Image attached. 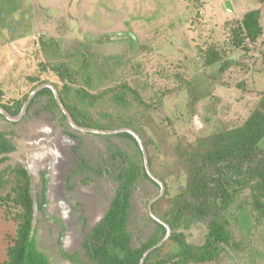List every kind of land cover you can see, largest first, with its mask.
I'll list each match as a JSON object with an SVG mask.
<instances>
[{
	"label": "rangeland",
	"instance_id": "1",
	"mask_svg": "<svg viewBox=\"0 0 264 264\" xmlns=\"http://www.w3.org/2000/svg\"><path fill=\"white\" fill-rule=\"evenodd\" d=\"M251 9L261 14V34L234 43ZM43 83L61 91L90 126L138 134L149 170L164 186L153 213L201 246L206 224L185 204L203 200L191 188L212 136L261 109L264 0H0V105H21ZM63 115L50 94L37 96L18 121L0 114V131L15 146L0 154V264H7V249L25 219L19 197L25 184L35 242L51 264H95L85 242L116 188L106 159L114 172L110 154L121 149L144 166L132 140L75 130ZM259 147L264 151V138ZM246 165L228 157L204 166L209 189L219 186L220 167L235 193L221 219L226 238L218 255L166 260L179 250L168 238L147 264H264V213L238 182ZM159 193L143 176L133 187L127 222L133 248L160 236L148 210Z\"/></svg>",
	"mask_w": 264,
	"mask_h": 264
},
{
	"label": "trees",
	"instance_id": "2",
	"mask_svg": "<svg viewBox=\"0 0 264 264\" xmlns=\"http://www.w3.org/2000/svg\"><path fill=\"white\" fill-rule=\"evenodd\" d=\"M259 17L260 12L256 9H251L243 14L238 30L233 35L234 43H239L238 37L241 35L248 37L252 42L256 40L261 34ZM58 93L74 120L81 126L92 127L75 115L64 103L61 91H58ZM42 94L53 96L49 88H43L36 94L30 105L37 96ZM53 99L57 105L54 96ZM23 103L14 106L1 105L11 115L15 116L19 113ZM260 106L261 109L248 115L237 128L215 133L212 136L211 147L199 156L200 164L195 170L193 176L194 187L191 188V191L195 195H201L203 200L196 205L185 204V207L194 210L198 218L205 222L207 228L205 241L201 246L196 247L187 241L184 233L172 231L169 238L177 244L179 250L177 254L168 256L166 260H172V257H177V260L181 262L212 260L218 255L221 244L225 241L226 230L221 219L235 199L234 188L227 186L229 180L225 179L222 168L215 167L216 173L219 174L220 184L216 188L209 189L203 178V170L206 165H211L215 161H225L228 157L245 161L247 165L243 170V178L238 182L243 184V187H249L253 208L262 214L264 213V151L259 147L260 141L264 138V97ZM2 135L0 154L12 152L15 146L8 141L4 134ZM118 135L137 144L134 137L129 133H118ZM143 143L145 144L144 141ZM110 156L112 160L117 162L113 172L116 183L114 196L105 214L92 228L85 242V247L95 264H139L144 251L161 240L166 229L162 224L156 222L160 236H153L140 248H133L127 228L131 194L140 176L147 178L154 184L156 182L148 176L141 163L139 164V162L129 157L123 150H112ZM19 197L25 208V219L20 226L14 243L7 249V264H51L48 257L37 247L35 242L31 216L33 205L27 184L23 186ZM163 221L172 230L173 224L169 219L166 218ZM156 251L157 249L152 251L143 264H147ZM157 264H163V262L159 263L157 261Z\"/></svg>",
	"mask_w": 264,
	"mask_h": 264
},
{
	"label": "water",
	"instance_id": "3",
	"mask_svg": "<svg viewBox=\"0 0 264 264\" xmlns=\"http://www.w3.org/2000/svg\"><path fill=\"white\" fill-rule=\"evenodd\" d=\"M225 8L227 11H231L232 8L230 6V3L228 1H226L224 3ZM43 88H49L55 98V101L59 107V109L62 111V113L65 115L68 123L70 126L73 127V129L81 131V132H90V133H99V134H118V133H129L130 135H132L134 137V139L136 140L141 154H142V158H143V164H144V168L146 173L148 174V176L154 181L156 182L159 187H160V193L152 198V200H150L149 204H148V210L149 213L151 215V217L158 223L162 224L166 231L164 236L161 238V240H159L156 244H154L153 246L149 247L147 250L144 251V253L142 254L139 264H143L145 259L148 257V255L154 251L156 248L160 247L163 242L168 239L171 235V229L169 227V225L167 223H165L163 220H161L160 218H158L157 216H155V214L152 211V204L153 202L158 199L160 196H162L163 191H164V186L162 184V182L160 180H158L155 176H153V174L151 173V171L149 170V164H148V157H147V153H146V149L143 145V142L141 140V138L138 136V134L130 129V128H119V129H98V128H92V127H85V126H81L79 125L74 118L72 117V115L70 114V112L68 111V109L66 108V106L63 104L60 95L57 91V89L52 85V84H48V83H43L40 84L38 86H36L27 96L25 102L23 103L19 113L15 116L9 114L2 106H0V114L3 115L7 120L9 121H18L22 118V116L25 115L30 103L32 102L33 98L36 96V94L42 90ZM106 166L108 169L109 174L111 175V177L114 179L113 176V166L110 162V160L106 159Z\"/></svg>",
	"mask_w": 264,
	"mask_h": 264
},
{
	"label": "flooded vegetation",
	"instance_id": "4",
	"mask_svg": "<svg viewBox=\"0 0 264 264\" xmlns=\"http://www.w3.org/2000/svg\"><path fill=\"white\" fill-rule=\"evenodd\" d=\"M0 106H2V105H0ZM3 107V106H2ZM4 108V107H3ZM5 109V108H4ZM6 110V109H5ZM7 111V110H6ZM8 112V111H7ZM9 113V112H8ZM10 114V113H9ZM5 118V117H4ZM3 133L0 131V143H1V139H2V135ZM5 136V135H4ZM47 188V187H46ZM46 188H45V191H46ZM46 197V196H45ZM45 203H47V200H46V198H45ZM47 216L51 219V220H53V221H57V222H59V224H60V226H61V222L59 221V219H56V218H53V217H51L50 215H48L47 214ZM60 247H61V243H60ZM62 254L66 257V258H68V256L62 251ZM69 259V258H68ZM73 264H75L74 262H73Z\"/></svg>",
	"mask_w": 264,
	"mask_h": 264
},
{
	"label": "crops",
	"instance_id": "5",
	"mask_svg": "<svg viewBox=\"0 0 264 264\" xmlns=\"http://www.w3.org/2000/svg\"><path fill=\"white\" fill-rule=\"evenodd\" d=\"M259 4H262V2L261 3L259 2ZM260 16H261V14H260ZM259 20H260V18H259Z\"/></svg>",
	"mask_w": 264,
	"mask_h": 264
}]
</instances>
